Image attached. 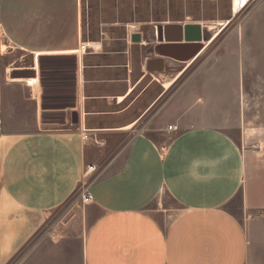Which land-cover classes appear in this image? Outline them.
Segmentation results:
<instances>
[{"label":"crops","instance_id":"1","mask_svg":"<svg viewBox=\"0 0 264 264\" xmlns=\"http://www.w3.org/2000/svg\"><path fill=\"white\" fill-rule=\"evenodd\" d=\"M82 34L81 0H0V264L22 253L15 264H264V122L250 125L239 97L220 110L206 94L217 84L212 70L204 95L184 85L141 128L164 95L126 124L88 126L128 109L91 111L89 103L120 107L133 87L88 95L78 58L72 76L57 70L75 90V106L63 111L66 126L45 123L41 62L78 52ZM14 52L21 54L14 62L31 56L33 86L8 78ZM163 65L158 57L147 62L159 74ZM179 75L169 87L162 82L163 94ZM10 88L22 92L12 103ZM9 109L29 115L31 127L10 129ZM91 164L96 171L86 174ZM85 179L93 199L75 214L79 221L66 222L55 240L41 235L48 215ZM238 195L243 221L227 207Z\"/></svg>","mask_w":264,"mask_h":264},{"label":"rangeland","instance_id":"2","mask_svg":"<svg viewBox=\"0 0 264 264\" xmlns=\"http://www.w3.org/2000/svg\"><path fill=\"white\" fill-rule=\"evenodd\" d=\"M81 6L82 37L92 47L86 51L79 49L59 59L44 58L41 62L43 122L54 123L56 127L66 126L63 124V111L75 106L74 84L69 77L78 58L85 65L88 95H123L129 86L134 88L120 107L89 103L91 111L128 109L109 120L89 119L88 126L126 124L164 95L138 126L141 128L155 119L157 113L175 99L184 85L191 86L186 87L187 92L198 88L197 95H204L202 86L211 77L212 70H216L217 84L206 94L211 100L214 97L222 108L220 110L224 111L225 105L232 106L230 101L239 97L242 101L238 106L239 112H243V116L245 112L249 124L260 125L264 122V0H254L236 14L231 0H81ZM220 20L228 23L214 37L215 31L221 27ZM175 24H198L213 37L193 63L185 65L165 59L164 73L159 74L153 67L150 70L147 66L149 58L156 57L151 47L159 40L155 37L157 27ZM134 34L139 35L140 40L138 36L133 37ZM2 48L6 49L4 45ZM20 56V52H14L6 59L11 63L9 67L14 69L8 73V78L34 77L31 56H24L21 61L14 62ZM60 69H67L70 76L67 74L66 79L62 78L63 73L57 71ZM178 74H181L179 80L176 79L163 94L162 82L172 81ZM103 78H114L115 81L105 85L97 83ZM58 79L63 81L59 82ZM21 94L17 88H10V103L13 97L15 99ZM11 110L6 116L10 129L31 127L27 124L31 119L29 115L18 118ZM88 204L77 193L64 206L48 215L41 235L57 239L64 224ZM227 207L243 221L241 195ZM73 221H79L78 215ZM23 255L18 254L10 264H15Z\"/></svg>","mask_w":264,"mask_h":264},{"label":"water","instance_id":"3","mask_svg":"<svg viewBox=\"0 0 264 264\" xmlns=\"http://www.w3.org/2000/svg\"><path fill=\"white\" fill-rule=\"evenodd\" d=\"M169 28L179 29V36L169 37L167 33ZM134 36H138L140 40L139 35L134 34ZM155 37L160 41L151 47V52L156 57L189 65L205 51L213 36L198 24H185L184 26L175 24L158 26ZM78 122L79 111L73 110L72 123Z\"/></svg>","mask_w":264,"mask_h":264},{"label":"built area","instance_id":"4","mask_svg":"<svg viewBox=\"0 0 264 264\" xmlns=\"http://www.w3.org/2000/svg\"><path fill=\"white\" fill-rule=\"evenodd\" d=\"M232 1V7H233V11L234 13H239L240 11H242L248 4H251L252 2H254V0H231ZM238 8V11H235V8ZM92 47L91 44L87 43V42H83L80 46V49L83 51H86L88 48ZM27 84L30 86H33L35 84V78H28L27 79ZM170 129H174V130H178V126L177 125H170L169 126ZM2 129V124L0 121V130ZM82 131H83V137L84 139H88L89 138V129H87L86 127H82ZM96 171V166L91 164L88 166L87 170H86V174L89 172H95ZM82 201L84 203H90L92 202V194L90 192V179H85L82 181L80 189L78 191Z\"/></svg>","mask_w":264,"mask_h":264},{"label":"bare ground","instance_id":"5","mask_svg":"<svg viewBox=\"0 0 264 264\" xmlns=\"http://www.w3.org/2000/svg\"><path fill=\"white\" fill-rule=\"evenodd\" d=\"M235 11L237 12L238 11V8L236 7L235 8ZM239 12V11H238ZM229 21V20H228ZM219 22V21H218ZM227 23L228 22H223V21H221L220 20V22H219V25L221 26L217 31H215V33H214V37H216L219 33H220V31H221V28H223L225 25H227ZM212 26V25H211ZM214 26V25H213ZM208 31V30H207ZM5 46V45H4ZM172 85V82L171 81H168V82H166V86H171ZM134 90V88L130 91V92H132ZM123 98H125V97H121V99H123Z\"/></svg>","mask_w":264,"mask_h":264},{"label":"flooded vegetation","instance_id":"6","mask_svg":"<svg viewBox=\"0 0 264 264\" xmlns=\"http://www.w3.org/2000/svg\"><path fill=\"white\" fill-rule=\"evenodd\" d=\"M168 36L171 38H176L179 36V29L176 28H169L168 31ZM157 42H160L159 40Z\"/></svg>","mask_w":264,"mask_h":264}]
</instances>
